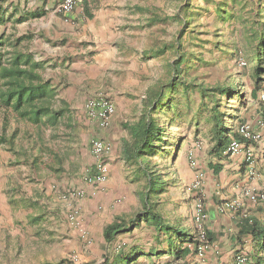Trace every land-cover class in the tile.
I'll return each mask as SVG.
<instances>
[{
  "label": "rangeland",
  "instance_id": "374dc122",
  "mask_svg": "<svg viewBox=\"0 0 264 264\" xmlns=\"http://www.w3.org/2000/svg\"><path fill=\"white\" fill-rule=\"evenodd\" d=\"M245 1L252 0H117L115 22L107 31L108 35L113 36L108 47L99 44L96 51L91 44L94 30L88 31V28L85 34L82 29L75 28L54 38V45L63 47L60 55L54 51V58H60L64 52V57H73L74 63L80 62L82 66L83 58L90 59L100 54L98 52L104 51L108 56H104V60L96 65L88 60L89 63L84 64L85 71L61 67L70 74L67 77L57 75L54 68L46 75L44 73L57 85L59 97L69 102L72 112L70 129L61 127L55 132L57 136L54 139H49V131L44 134L47 149L60 157V165L46 151L36 168L23 159L16 163V158L8 151V144H0V149L8 154L7 166L13 168L7 194L10 203H14L15 211H21L15 229L10 226L8 217H1L4 229L0 232V264H58L63 260L68 264L76 263L78 258L70 252L68 243L58 237L60 230L65 227V221L69 223L68 219L56 221V239L48 230L53 220L46 216L52 208L48 197L61 194L62 200V180L81 178L84 168L90 166L87 154L90 142L95 138V129L92 130L84 115L85 103L98 94L111 99H123L120 124L136 121L146 89L157 82L167 84L170 81V65L179 53L178 39L187 59L185 69L181 70L183 78L193 85L201 84L204 87L219 84L236 87L237 94L232 99L223 97L220 101L219 110L225 115L226 125L242 121L239 117L246 108L260 114L263 117L261 122L264 123V105L250 96L255 85L251 68L258 47L254 32L263 28L259 23H264V11L257 13L259 21L254 18L256 16H247L255 3L249 5ZM220 10L226 11V15L220 14ZM60 32L63 31L57 30L56 33ZM52 33L55 34L54 31ZM19 46L20 50H25L24 44ZM161 48H165L164 54L156 56V51ZM240 62L247 67L242 68ZM261 87V94H264V81ZM167 97L169 95H166V100ZM174 99L177 101L175 111L164 108L158 112L161 125L165 127L166 142L161 144L164 151L157 152L148 160L150 171L153 175H159L165 183L164 192L158 198L163 214L174 207L181 211L183 205L190 206L199 195L205 198L199 192H186L185 187L189 182L186 181L183 168L187 166L195 175L201 173L205 178V172L211 169L209 163L216 161L208 154L212 127L207 118L212 106L209 99L201 100L197 90L189 92L185 99L179 89ZM234 116L238 118L231 119ZM256 117L254 113L250 119ZM1 123L0 117V133ZM5 134L9 135L8 128ZM19 145L34 150L33 145L30 147L29 143L22 140V135L15 142V147ZM162 154L163 157L160 156ZM47 165L60 168V172L49 170ZM129 168L139 178H136L137 181L142 180L140 187L143 186L144 190L147 183L145 172L135 164H130ZM157 201L153 198L150 204L154 203L155 206ZM24 214L36 215L34 225ZM78 238L84 240V244L89 241L87 231L85 237L79 235Z\"/></svg>",
  "mask_w": 264,
  "mask_h": 264
},
{
  "label": "crops",
  "instance_id": "0c3cea01",
  "mask_svg": "<svg viewBox=\"0 0 264 264\" xmlns=\"http://www.w3.org/2000/svg\"><path fill=\"white\" fill-rule=\"evenodd\" d=\"M57 1L0 0V38L8 39L13 43L22 39L21 43L25 46V50L22 51L31 54L35 60L45 64L47 67L45 75L51 68H54L57 75L67 77L70 74L65 73L61 67L85 71L84 64H88L89 61L91 64H99L98 62L103 61L104 56H108V54L101 51L98 52L100 54H95L90 59L83 58L81 66L80 62L74 63L73 57H64V52L60 58H54L56 54L54 51L59 52L58 55H60V50L63 48L59 46L60 44L54 45V38L67 34L75 28L82 29L85 34L88 28V31L94 30L91 44L94 45L96 51L99 49V44L104 48L108 47L113 36L108 35L107 31L115 22L117 0H86L82 8H77L66 17L55 16L53 13ZM245 3L252 5V2L249 1H245ZM86 10L87 12H85ZM251 11L252 7L247 16L251 15ZM86 13H89L90 16ZM84 21L85 23L79 28ZM88 23H90L89 26ZM57 30L63 32L57 34ZM63 100L69 104L65 98ZM111 100L115 112L110 118L107 129L100 128L97 123L86 118L92 130L95 129L93 133L95 138L93 139L101 140L110 147L109 154L103 160L107 169L106 181L97 186L88 185L82 180V173L81 178H72L71 181L64 178L61 182L62 193L72 189H81L85 191L86 197L69 202L60 201L61 194L59 196L53 194L48 197L52 208L46 217L50 216L49 220H53L52 225L48 226V230L54 236L55 232H58L56 223L63 219L66 220V216L73 206L78 210L77 225L65 221L63 224L65 227L60 230L58 237L68 243L67 247L70 252L78 258L75 264H168L171 262L193 264L197 260L193 241L195 232L194 203L188 207L183 205L184 208L181 211L174 207L163 214L159 207L160 199H158L163 194L164 191H162L159 195L153 194L150 197V203L153 202V198L158 200L155 206H153L154 203L151 205V211L159 217L160 226L155 224L151 217H144L142 213L145 211L147 191L143 190V186L140 187L142 180L137 181L139 178L134 176L133 170L129 168L131 163L123 159V147L128 139L127 132L123 127L131 124L134 120L120 124V115L123 110L121 101L123 99L114 98ZM246 110L247 113L244 114ZM83 111L86 117L85 110ZM244 111L241 116L239 115V119L258 130V122L263 117L256 111H248V108ZM254 113L257 117L250 119L251 114ZM253 149L255 154L253 177L248 174L243 152L228 156L223 160L215 159V162H210L211 166H221V170L217 174H214L212 169L205 172L199 193L205 196V198L202 196L207 214L205 230L210 249L205 254L203 264H234L235 257L238 255H245L248 264H264V240L254 238L249 234L247 223L249 220H254L255 223L264 226V203L254 204L248 197L251 192L264 193L263 132L261 141ZM87 155L89 165L93 166L95 159L89 148ZM7 160L8 154L0 149V221L1 217L5 215L11 220L10 226L15 229V224L18 226L21 211L20 209L15 211L14 203H10L7 194L13 172V168L7 166ZM200 171L198 170V172ZM183 174L189 183L195 177V173L187 166L183 168ZM155 179L161 181L159 175H156ZM146 181H148L147 175ZM231 201L239 203L238 211L230 212L223 209V204ZM24 215L34 225L36 215ZM114 223L123 225L122 232L116 234L112 241L106 242L103 237L104 232ZM3 229L4 224L0 222V232ZM79 229L87 231L89 236L87 244H84V240H79ZM69 240H72V243H69ZM58 264L68 263L63 260Z\"/></svg>",
  "mask_w": 264,
  "mask_h": 264
},
{
  "label": "trees",
  "instance_id": "16d2710c",
  "mask_svg": "<svg viewBox=\"0 0 264 264\" xmlns=\"http://www.w3.org/2000/svg\"><path fill=\"white\" fill-rule=\"evenodd\" d=\"M251 2L255 3L252 4L254 8L252 7L251 16H256L254 18L259 21L257 13L264 11V0H252ZM259 6L261 9L257 10ZM219 12L226 15L224 10ZM86 14L90 16L89 13ZM259 25H263V28L261 27V31L254 32L258 47L254 53L251 68V77L255 85L250 92V96L256 98L258 102L262 89L261 82L264 81V23L260 22ZM21 42L22 39L13 43L8 39L0 38V117L2 121L0 144H8V151L16 158V163L22 162L23 159L24 162H29L36 168L38 161L46 151L60 165V157L47 149V139L44 134L49 131V139H54L57 136L55 132L61 127L70 129L72 127V112L69 104L59 97L57 85L50 78L44 76L45 64L35 60L31 54L20 50ZM176 42L179 53L174 63L170 65V81L167 84L157 82L149 86L145 92V99L141 103L142 109L138 119L123 127L128 132V139L123 147V159L137 165L148 177L145 188L147 191L145 211L142 214L146 218L151 217L154 223L159 226L161 221L151 211L150 197L153 194L159 195L164 190L165 183L160 179H155L156 175L150 171L148 162L157 152L164 151L161 144L166 142L164 139L165 127L161 125L158 112L164 108L171 112L176 110L177 101L174 99V95L178 89L185 99L189 92L196 90L201 100L209 99L212 106L208 111L207 118L212 123V127L208 154L209 157L217 160L226 158L224 152L230 139L239 138L235 133V126L243 122L226 125L225 115L219 110L223 97L230 100L237 94L236 87L228 84L212 87H204L201 84L193 85L192 82L182 77L181 70L185 69L187 59L181 51L180 39ZM164 52L165 48H161L156 51V56H161ZM241 67L247 66L244 64ZM166 95H169L167 100ZM237 118L238 116L231 117L234 120ZM7 128L8 136L5 134ZM21 135L22 140L29 143L30 147L34 146V150L32 147L26 149L23 145L15 147V142ZM209 166L214 174L221 170L220 165ZM47 168L57 173L60 172V168L55 169L54 165H47ZM247 223L249 234L254 238L264 240V226L255 223L254 220L247 221ZM122 229L123 225L119 223L107 227L103 235L104 240L112 241L116 234L122 232ZM190 242L192 243L191 239Z\"/></svg>",
  "mask_w": 264,
  "mask_h": 264
},
{
  "label": "built area",
  "instance_id": "2783aa9c",
  "mask_svg": "<svg viewBox=\"0 0 264 264\" xmlns=\"http://www.w3.org/2000/svg\"><path fill=\"white\" fill-rule=\"evenodd\" d=\"M86 0H58L53 13L57 16H69L77 8H82ZM245 63L240 62V66ZM259 104L264 105V94L259 97ZM86 118L95 122L102 129L109 127L111 116L115 112L114 104L112 100L104 94H98L92 98H89L84 106ZM258 130L254 129L247 122L238 123L235 126V133L239 138H231L227 149L224 152L226 157L238 155L244 153V162L248 167V174L250 177L254 176L253 164L255 160V154L253 147L261 141L262 132L264 133V123L258 122ZM89 150L91 155L95 159L93 166L84 168L82 172V180L84 183L92 186L101 185L106 181L107 169L103 160L110 152V147L107 143L93 139L90 142ZM204 176L201 173L195 175L194 179L186 185L185 190L188 193L201 191L202 181ZM86 197V193L81 189H72L62 194V200L74 201L81 200ZM248 197L254 204L264 203V193H249ZM204 199L202 196H198L194 201L193 209V222H194V250L197 260L193 264H203L206 252L210 249V243L207 240L205 222L207 221V214L204 208ZM240 205L236 201L225 202L223 209L235 212L238 211ZM78 210L75 207L70 208V212L67 214L69 223L77 225ZM251 220H249L250 222ZM81 237H85L86 231L79 229ZM168 264H184L183 262H171ZM234 264H248V259L245 255H238L235 257Z\"/></svg>",
  "mask_w": 264,
  "mask_h": 264
}]
</instances>
